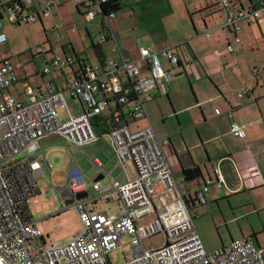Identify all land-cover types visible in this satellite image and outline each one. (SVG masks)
I'll list each match as a JSON object with an SVG mask.
<instances>
[{
    "label": "built area",
    "instance_id": "2783aa9c",
    "mask_svg": "<svg viewBox=\"0 0 264 264\" xmlns=\"http://www.w3.org/2000/svg\"><path fill=\"white\" fill-rule=\"evenodd\" d=\"M36 0H0V17L11 23L35 22L40 14L49 15L54 0H41L42 11H36ZM110 0H74L80 15L86 21L99 18L100 37L97 44L110 40L114 58H104L94 64L84 63L74 77L57 85L52 77L45 81V91L34 94L24 82L27 102L7 96L0 101V264H115L108 253L121 245V238L130 239L125 260L120 264H264V245H256L250 237L231 240L226 245L207 252L189 213V198L182 181L173 175L172 166L164 147L168 137H158L147 117L145 103L152 99L155 87L166 92L164 82L173 78L164 68L160 57L172 66L179 63L173 46L159 51L147 46H137L132 57L125 56L117 42L114 23L119 11L108 8ZM224 10L221 28L231 32L239 41L236 31L241 21H258L260 10L254 7L235 8L234 0H219ZM1 30V25H0ZM52 30H56V24ZM69 33H76L69 26ZM205 35L208 37V33ZM6 40L0 31V42ZM41 59L40 75H50L74 62L72 56L54 57L48 63L44 55L48 47L34 50ZM225 52L233 54L227 44ZM82 58V57H81ZM144 72H147L144 74ZM20 75L11 61L0 62V91L18 81ZM78 97L83 110L62 118L59 108L65 107L64 93ZM244 92V91H243ZM219 114V110H215ZM231 116V113H229ZM108 120L107 130L120 162H129L134 168L127 182L113 179L104 188L98 181L92 182L98 196H86L63 202L61 210L74 208L79 218L78 233L66 242L46 244L43 232L26 207V200L36 195L38 171L43 165L50 167L42 154L25 152L36 147L39 137L57 132L77 145L97 139L95 118ZM126 117L133 121L147 120L143 127L132 129ZM244 124L231 122V131L244 137ZM23 157H19L21 153ZM95 163V159H93ZM99 172H102L100 164ZM213 181L217 188L226 186L219 168H213ZM212 184L211 178L203 181L194 200L206 201L204 192ZM85 185L80 167L66 170L62 190L65 198ZM57 188V189H58ZM58 201L54 186L51 188ZM74 197V196H73ZM117 200V212H97L93 203L97 199ZM151 220L144 223L146 216ZM141 222V224H139ZM162 232V246L146 249L143 239Z\"/></svg>",
    "mask_w": 264,
    "mask_h": 264
},
{
    "label": "crops",
    "instance_id": "0c3cea01",
    "mask_svg": "<svg viewBox=\"0 0 264 264\" xmlns=\"http://www.w3.org/2000/svg\"><path fill=\"white\" fill-rule=\"evenodd\" d=\"M72 1L74 3V0ZM118 1L122 8L119 10L114 28L117 42L124 55L132 57L137 46L151 47L156 51L173 46L179 57V63L176 66L170 65L164 57H160L164 68L172 74L173 78L164 82L166 92H162L157 87L151 90L152 99L145 103V108L155 134L158 137L169 138V144L164 147V150L172 166L174 177L182 181L185 186L189 204H198L194 197L202 188L206 178H211L212 184L208 191L204 192L206 201L200 204L228 194L239 193L245 188L264 190V0H234L235 8L254 7L259 9L261 14L258 21H241V26L235 33L239 41H234L232 33H224L221 28L224 10H222L219 0H163L162 4H159L160 2L157 0ZM68 2L69 0H54L49 6L50 11L53 10L54 17H57L55 12L61 15L58 23L54 21L53 25L56 24L54 34L58 37L59 47L62 44H68L64 51L66 56L71 55L68 53L71 47L75 49L76 37H81L76 28V21L67 9ZM34 7L36 11H42L45 4L41 0H36ZM76 10L79 19L84 21L77 6ZM40 15L39 13L37 20L42 24ZM174 15H176V21L171 22ZM4 19L8 21L4 16L0 18V20ZM61 25L65 26L67 35L70 37L67 40L60 39L61 33L58 31V27ZM68 26H74L76 33H69ZM188 29L190 33H181ZM0 31L3 32V25ZM87 31H89L88 28L84 27L83 34L86 36H88ZM139 31L145 32L152 41L163 39V43L156 47L138 44L137 42L140 40L135 38H138ZM206 32L208 37L205 35ZM46 38L50 52H47L44 57L49 63L55 55L56 44H52L47 35ZM108 42L111 48L110 40L100 44L105 52L104 58H108V56L103 44ZM228 43L233 47L232 55L225 52ZM75 51L79 57L86 58V63H88V55H82L81 50L78 49ZM109 51L111 50L109 49ZM31 55L36 61L42 59L35 57L33 53ZM49 55H52L51 59H49ZM113 55L116 57V54L113 53ZM97 61L99 60L97 59ZM78 69V64L66 65L61 70H52L50 75H40L37 72L38 69H35L33 73L20 74V80L11 85L14 86L18 82L23 84L24 81H27L34 94L38 95L45 91V81L50 77L57 85H60L64 81L71 80ZM146 73L144 72V74ZM31 76L35 77L33 83L30 80ZM11 85L0 91V101L7 96L22 101L19 97L6 91L12 87ZM13 89L15 90V88ZM67 98L71 101L68 102ZM64 101L65 107L59 108L62 118L67 117L68 110L74 114L83 110L80 99L68 92L64 93ZM216 109L219 110V114L215 113ZM126 119L132 129L147 124V120L144 119L141 121H133L130 117H126ZM233 121L245 125L244 137H239L231 131V122ZM99 124L100 128L95 127L97 139L83 145L74 144L62 135L70 144L79 147L96 143L102 139V136H107L105 140L107 139L113 147L116 162L106 173L102 169L104 168L103 161L107 169L110 166V161L106 158L99 159L95 156L88 158L98 168L96 175H91L81 168L85 185L76 192L86 191L88 196L99 195V191L92 187L93 181H98L104 188L111 179L117 183L127 182L134 172L132 164L118 160L114 144L107 132L110 126L108 120L103 118ZM45 135L37 139L34 149H26L25 152L39 153L45 158V150H42L40 144V139ZM24 155L23 152L19 157ZM93 159L100 164L102 172H99L98 164ZM196 167L200 169L201 176L185 180L183 169ZM214 167L219 168L227 187L217 188L213 181ZM68 168L71 167L68 165L66 170ZM50 169L51 165L50 167L43 165L38 171L36 185L39 192L37 194H41L37 179L45 177L51 182ZM54 188L59 198L57 201L53 196L54 202L60 203V207L56 210L53 206L52 210H54L42 217L44 219L56 217L66 211L61 210L62 198L65 201V196L62 191L59 195L58 186H54ZM89 188L96 193L89 194L87 191ZM50 191L52 192L51 188ZM42 197L44 196L41 195L40 199ZM111 201H114L117 206V200L114 198L102 201L97 199L93 203V209L97 212H110L107 204ZM38 220L36 219L39 226ZM78 229H80V225ZM78 231L75 234L67 235L65 240L61 241L58 240L60 238L51 240L45 230L43 241L46 244L66 242ZM255 239L257 240L256 237Z\"/></svg>",
    "mask_w": 264,
    "mask_h": 264
},
{
    "label": "rangeland",
    "instance_id": "374dc122",
    "mask_svg": "<svg viewBox=\"0 0 264 264\" xmlns=\"http://www.w3.org/2000/svg\"><path fill=\"white\" fill-rule=\"evenodd\" d=\"M67 9L76 21V28L81 35L80 38L76 37L77 41L76 43L74 41V47L79 51L81 50L82 55H88V63L94 64L97 58L91 47V41L96 44L100 37L99 18L96 17L92 21L80 20L76 6L72 0H69ZM55 14L57 17H54L52 9L49 15L41 14L40 21L42 24H40L38 20L36 22H21L19 24H13L6 19L0 20L6 37V41L0 43V62L4 59H9L20 74L33 73L35 69L40 70L41 60L36 61L32 58L31 54H35L34 50L37 46L48 47L49 44L46 42V35L52 44H56L54 47V54L65 59V52H63L61 46L59 47L57 41L58 37L55 36L54 30H52L54 21L58 23L61 16L58 12H55ZM172 21H176V15L172 17L171 22ZM63 26L61 25L58 27V31L61 33L60 39L67 40L70 37L67 35L65 26ZM84 27L88 28L91 39L83 34ZM174 31L176 32V29ZM181 33H190V31L188 29ZM137 35L138 38L135 39L140 40L137 42L138 44L153 45L156 47L163 43V39L158 41L155 39L156 42L152 41L146 36L145 32L141 33V31H139ZM103 47L107 52L108 58L115 57L113 52L109 51V49H112L113 43H111V48L109 42L103 44ZM68 53L76 58L75 50L72 48L68 50ZM35 57H37V55ZM51 57L52 55H49V59H51ZM75 65H77V63H75ZM30 80L33 83L35 77L31 76ZM24 82L28 84L27 81ZM24 82L23 84L22 82H18L14 86L11 85L12 89L8 88L6 91L19 97L23 102H27L28 100L23 93ZM13 88H15V90ZM67 101L69 102L71 100L67 98ZM106 137L107 136H102L100 141L80 147L70 144L62 135L57 133L45 135L40 139L42 150H45V160H48L51 165V172L49 174L51 182L45 177L37 179L41 194L29 197L26 200V207L33 219H39L40 229L43 233L46 230L51 240L55 238H60L58 240L61 241L65 240L64 238L67 235L75 234L79 230L80 223L74 208H68L66 211L53 218H42L54 210H52L53 206H55L56 210L60 207V203L54 202L50 188H52V186L61 187L64 185L65 173L68 165L69 167L78 166L82 168L83 171L86 170V172H89L91 175H96L98 168L88 159L93 156L99 159L106 158L110 161L108 169L103 161L104 168L102 169L106 173L116 162L115 152L108 140H105ZM45 172H47L46 169ZM57 191L60 195L62 190L57 189ZM87 191L89 194L96 193V191L93 192L91 188L87 189ZM41 195L44 197L40 199ZM62 202H64L63 198ZM107 207L110 212H115L117 210L114 201L109 202ZM189 209L193 224L207 252L216 250L222 245L229 243L232 239H239L246 236H250L254 243L256 237L259 244L264 245V190L262 189L252 190L245 188L239 193L228 194L215 200H207L204 204L190 203ZM42 220L44 221L42 222ZM149 220H151V216H146L144 218V223ZM139 224H141V222ZM129 241V237L124 235L121 238V245L108 253V257L112 263L120 264L125 260L124 253L130 248ZM164 242L165 236L162 232L155 233L143 239V245L146 249L158 248L162 246Z\"/></svg>",
    "mask_w": 264,
    "mask_h": 264
},
{
    "label": "trees",
    "instance_id": "16d2710c",
    "mask_svg": "<svg viewBox=\"0 0 264 264\" xmlns=\"http://www.w3.org/2000/svg\"><path fill=\"white\" fill-rule=\"evenodd\" d=\"M158 2H160L159 4H162V3H164V2H162L163 0H157ZM103 7H104V10H106V8H108V9H110V10H113V11H119L121 8H122V5H121V3L118 1V0H110L109 2H108V4H107V6H105V5H103ZM132 8H135L134 6H132ZM82 16V15H81ZM1 18V17H0ZM83 19V18H82ZM95 19V18H94ZM84 20V19H83ZM90 21H92V20H90ZM15 24H19V23H15ZM0 25H1V28H2V24H1V22H0ZM87 35H88V37L91 39V35H90V33H89V31H87ZM46 42H47V38H46ZM67 45L68 44H62L61 45V47H62V49H63V52L65 51V47L67 48ZM71 47V46H70ZM91 47H92V49H93V52H94V54L96 55V58L100 61V62H102V60L104 59V57H105V52H104V50H103V48L101 47V45L100 44H95V43H93L92 41H91ZM72 48V47H71ZM73 50H75V49H73ZM49 51V50H48ZM75 54H76V58H74V56L73 55H70V56H72L73 58H74V62L72 63V64H70L69 66H72L73 64H75V63H77L78 64V66H79V68H82L83 67V64L84 63H86V58H81V57H79L78 56V54L76 53V51H75ZM35 56H36V54H34ZM66 55V54H65ZM54 57H59V55H54ZM53 57V58H54ZM52 58V59H53ZM9 60V59H8ZM39 61V60H38ZM12 63V62H11ZM13 65V64H12ZM14 66V65H13ZM14 68L17 70V68L14 66ZM18 71V70H17ZM19 73V72H18ZM19 75H20V73H19ZM21 78V77H20ZM20 78L18 79V80H20ZM101 119L102 118H95V120H94V125H95V127L96 128H98L99 126H100V124H99V122H101ZM100 128V127H99ZM182 173H183V176H184V179L185 180H191V179H195V178H198L199 176H201V171H200V169L199 168H185V169H183V171H182ZM254 235H255V233H254ZM255 237V236H254ZM233 240V239H232ZM226 245V244H225ZM260 245V244H259ZM222 246H224V245H222ZM221 246V247H222ZM220 248V247H219Z\"/></svg>",
    "mask_w": 264,
    "mask_h": 264
},
{
    "label": "water",
    "instance_id": "95a60500",
    "mask_svg": "<svg viewBox=\"0 0 264 264\" xmlns=\"http://www.w3.org/2000/svg\"><path fill=\"white\" fill-rule=\"evenodd\" d=\"M73 194V198H70V199H66L64 202L65 203H70L74 198L75 199H79V198H81V197H84L85 195H87V192L86 191H80V192H73L72 193ZM255 244L258 246L259 245V243H258V241L255 239Z\"/></svg>",
    "mask_w": 264,
    "mask_h": 264
},
{
    "label": "flooded vegetation",
    "instance_id": "af4514ba",
    "mask_svg": "<svg viewBox=\"0 0 264 264\" xmlns=\"http://www.w3.org/2000/svg\"><path fill=\"white\" fill-rule=\"evenodd\" d=\"M68 198H69V199H70V198H73V195H70ZM68 198H66V199H68Z\"/></svg>",
    "mask_w": 264,
    "mask_h": 264
}]
</instances>
